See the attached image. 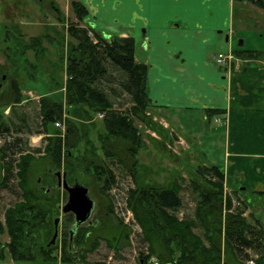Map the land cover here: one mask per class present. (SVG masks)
<instances>
[{"label":"rangeland","instance_id":"1","mask_svg":"<svg viewBox=\"0 0 264 264\" xmlns=\"http://www.w3.org/2000/svg\"><path fill=\"white\" fill-rule=\"evenodd\" d=\"M72 2L77 1L0 0V148L5 144V140L13 142L17 139L18 142L15 143L17 148L12 146L13 149H20L22 151L20 156L31 155L35 170L32 172L33 177L31 178L34 179L33 186L36 185L38 188H42L43 191L52 194L55 207L51 214L52 222L57 217L60 219L57 224L56 244L54 243L56 249L50 253L51 256L57 257V259L55 261L50 260L51 262L37 260L36 263L32 264H62L60 248L64 239L68 242L71 254L76 256L80 252V247L76 245L74 237L69 239L67 235L68 229L73 228L74 219L72 214L61 212V207L66 202L67 195L61 189V186L57 184V173L60 174L61 181L62 175L65 176V168L70 165L76 166L77 163L62 159L59 172L54 171L53 176H51L48 175L50 167L45 162L46 147L49 144L48 139L53 138L54 133H58V137L62 140L65 138L67 132L65 121L67 119L75 123L76 129L78 128V132L75 134L77 135V143L72 149L67 150V158L77 160L86 156L90 159L95 149L96 164L103 165L106 169L109 168L114 177V185L108 191H104L101 188L104 185L103 180L105 177L101 180L95 179L90 167L89 170H85L83 166L81 167L83 161L78 167L76 166L74 172L66 174L67 183L69 185L79 183L87 187L89 196L95 203L91 218L80 228H101L103 221L107 220L110 224L108 228L112 225L120 226L119 223H121L130 229L128 243L120 249L116 248V242L112 241L107 232L101 235L98 233L97 236H101L98 240V246L90 251L89 246L85 247L88 250L84 261L87 264H144L140 256L148 253L147 244L143 241L142 231L126 204L127 191L135 189L136 183L143 187L168 188L177 181L178 195L181 198L182 205L174 211V214L180 220L185 218L195 220L196 209L200 201L199 189L203 191L211 189V184L208 182L216 180L212 172L202 174L200 167L218 166L222 159V152L220 153L221 141L214 138L213 146H210L207 143L209 139L204 133L199 136L201 132L199 125L196 126L193 123L188 124L182 130L184 132L183 139L179 138L174 133L177 132V124L174 122L169 124V122L161 120L160 117L154 115L156 113L153 112V107H148L145 112V117L149 118L148 120L142 122L132 117L133 125L137 128L142 142V146L135 156L136 164L130 159L122 164L118 163L117 160L105 158L101 145L103 142L112 141L108 138L104 126L106 112L96 113L83 106L84 110L90 115V119L89 121H83L85 127H82L80 123L82 120L78 119L75 114L69 113L72 107L64 104L65 84L67 82L66 68L72 59H78L76 50L79 44L76 39L66 32V29L74 26L78 29L88 30V36L92 43L97 41L93 34L90 35V31L93 33L95 30L93 31L90 28L86 20H78L75 16ZM234 2L247 3L242 4L243 8L235 4L234 29H240L244 21L248 24V28L244 29L242 36L235 37L234 47L240 40H245L243 49L258 48V40H260L259 45L264 43V16H260L262 14L260 10L263 9H259L247 1ZM53 3L60 9V13H57L54 10L55 8L52 7L53 13L52 9L49 8V5ZM255 19L259 21L257 28L263 32L260 33L263 34L261 39L258 38L260 34L257 33V28H254L252 24ZM37 37L42 38L39 40L41 45L38 46L35 44ZM226 48L225 37H223V40L214 49V57L219 53L226 54ZM235 59L239 58L235 57ZM241 62L242 65L249 63L248 60L247 62ZM253 62L254 64L260 63L258 59H254ZM261 62L264 65V59ZM107 63L108 74L101 82H98V87L107 96L110 110L126 113L133 105L130 95L123 87V84L127 81V75L109 62ZM15 82L18 83L22 96L18 104L12 103V97H10ZM41 98H48L62 104L63 112L61 119L57 121V126L44 128L40 126L38 108ZM6 128L8 131L4 132ZM208 129L212 131L214 126L212 128L209 126ZM216 131L220 132L222 130L217 127ZM64 152H66V148L63 144L61 146L62 158ZM5 154L4 163L9 158V151ZM18 158L19 153L14 155L15 160ZM12 168V177L10 176L8 185L6 187L0 186V222L2 224L5 210L20 198L19 190L16 188L17 179L14 177L17 171L15 164ZM68 169L71 170L69 167ZM193 184L199 185L198 190L194 189ZM53 189L57 191L55 194L52 193ZM237 190L239 189L236 187L230 189L223 180L222 199L225 207L223 206L222 215L231 212H243L241 216L250 226L255 230L262 228L264 231V201L257 200V196L253 200H248L243 195L236 193ZM227 200L230 201V209L226 206ZM109 205H111V209H109ZM44 216L45 219L46 217L48 219V215ZM192 230L202 238L203 243L206 245L207 241L203 238L202 229L195 227ZM50 235L45 242L44 239H42L43 241L40 240L39 245L48 246L52 238ZM9 239L7 230L3 231L0 234V245L7 244ZM221 241L222 251L224 252L223 242L225 241L223 239ZM244 252L249 257L257 255V252L253 250H244ZM156 258V254L149 255L147 264H152L154 260H157ZM73 259L74 264L80 263L79 257ZM230 259L229 256L228 261L230 263H228L235 264V260ZM236 259L239 261L238 257ZM245 259L247 257L242 260V264H246L247 260ZM0 264L31 263L16 262L5 248V256L0 260Z\"/></svg>","mask_w":264,"mask_h":264},{"label":"trees","instance_id":"2","mask_svg":"<svg viewBox=\"0 0 264 264\" xmlns=\"http://www.w3.org/2000/svg\"><path fill=\"white\" fill-rule=\"evenodd\" d=\"M233 1H247L264 10V0ZM52 5H49V8L52 9L53 7L57 13H60L57 5L54 3ZM72 6L78 20H85L87 15L85 8L79 2H72ZM66 32L79 44L76 50L78 59H72L66 68L67 82L65 84L64 104L72 107L69 113L75 114L78 119L82 120L80 122L82 127H85L83 121L90 119V115L83 106L96 113L105 111L104 126L108 138L112 141L102 143L101 149L104 157L117 160L118 163L122 164L130 159L136 164L135 156L142 146V142L137 128L133 125L132 117L142 122L148 120L149 118L145 117V112L148 107H151V102L145 90L147 66L134 61V40L114 36L105 38L98 32L92 33L90 31L97 40L96 43H92L88 36V30L70 26ZM41 39L40 37L36 38V46L41 45L39 41ZM232 52L236 58L243 60L264 56L262 51L244 50L243 46L237 45ZM107 62L127 75V81L123 87L130 95L133 105L126 113L110 110L107 96L98 87V82H101L108 74ZM10 97H12L11 102L14 104L20 103L22 99L17 82L14 83ZM62 112L61 103L51 101L48 98H41L38 108L40 126L43 128L53 127L61 119ZM219 114L221 112L211 111L208 117L211 118ZM65 122L67 123L65 138L62 140L58 137V133H54V137L48 139L49 144L46 147L45 160L50 167L48 175L53 176L54 171L59 172L62 159L76 162L77 167L83 161L81 167L83 166L85 170H89L90 167L95 179L101 180L105 177L101 189L108 191L114 185V177L109 168L106 169L103 165L96 164L95 149L90 159L86 156L77 160L67 158V150L72 149L77 143V135L75 134H77L78 128L76 129L75 123L69 119ZM6 131H8L7 128L4 132ZM16 142H18L17 139L13 142L5 140V144L0 148V186L6 187L8 185L10 176L12 177V166L15 164L17 171L14 177L17 179L16 188L20 193L19 200L5 210L3 224L0 222V234L7 230V235L10 238L7 244L0 245V260L5 256V248H7L9 255L16 262L32 264L36 263L37 260L41 262L55 261L57 257L51 256L50 253L56 249V243L52 246L39 245L40 240L44 239L45 242L47 237L50 234L52 236L53 233L54 220L52 222L51 214L55 209L54 198L52 194L43 191L42 188L33 186L34 179H31L33 177L32 172L35 171L33 159L29 154L20 156L22 151L13 149V147L17 148ZM63 144L66 152L62 158L61 146ZM8 151L9 158L4 163L5 153ZM17 153H19V158L15 160L14 155ZM76 166H67L65 171L63 170L65 176L71 174L72 171L74 172ZM200 171L202 174L212 172L216 180L208 182L211 184V189L206 191L199 189L200 201L196 209L195 220L188 218L180 220L174 214V211L182 205L178 195L177 181L168 188L143 187L136 183L135 189L127 191L126 204L142 231L143 241L147 244L148 253L140 256L142 262L147 264L149 255L156 254L159 264H229V256L235 260V264H242L244 258L247 257L245 260L250 258L244 250H253L257 252V264H264V254H262L264 231L262 228L255 230L250 226L242 218L243 212L238 211L222 215L225 205L222 199L224 174L221 168L218 166L200 167ZM193 185L194 189L198 190L199 185ZM54 189L53 194L57 192ZM237 191L236 193L240 194V191ZM226 206L230 209L229 200H227ZM109 209H111V205H109ZM44 215H48V219L47 217L45 219ZM108 225L110 224L106 220L103 221V228L82 229L79 227L80 229L78 228L73 235L76 245L80 247V252L76 256L71 254L68 242L64 239L60 248L61 263L74 264L73 258L79 257V264H87L84 261L86 251L97 248L100 235L105 232L111 236L112 241L116 242L117 249L126 245L130 229L121 223H119L120 226L112 225L110 228ZM195 227L202 229L203 238L207 241L206 245L202 238L193 232L192 229ZM98 233L99 236H97ZM67 235L69 237V233ZM222 239L225 241L223 242L224 252L222 251ZM87 246H89L88 249L85 248ZM237 257L239 261L241 260L240 262L237 261Z\"/></svg>","mask_w":264,"mask_h":264},{"label":"crops","instance_id":"3","mask_svg":"<svg viewBox=\"0 0 264 264\" xmlns=\"http://www.w3.org/2000/svg\"><path fill=\"white\" fill-rule=\"evenodd\" d=\"M72 1L85 8L86 22L105 38L134 40V61L147 66L145 90L154 115L169 124L176 123L180 131L176 128L178 133H174L179 138L183 139L182 130L192 123L199 125V136L204 133L210 146L218 138L222 152L218 167L224 173V183L230 189L238 188L239 195L248 200L257 196V200L264 201V56L256 58L259 64L248 59L249 63L242 65L241 61L247 60L237 59L227 66L218 65L217 55L214 57V49L223 37L227 52H232L235 37L248 28L245 21L237 30L233 24L235 4L242 7L247 3ZM252 24L257 28L258 19ZM242 42L244 45L245 40ZM259 42L258 48L246 50L264 52V43ZM211 111L221 114L210 118ZM216 119L223 121L215 123ZM209 126L214 130L210 131ZM217 127L222 131L217 132Z\"/></svg>","mask_w":264,"mask_h":264},{"label":"water","instance_id":"4","mask_svg":"<svg viewBox=\"0 0 264 264\" xmlns=\"http://www.w3.org/2000/svg\"><path fill=\"white\" fill-rule=\"evenodd\" d=\"M237 46H242V40L237 43ZM58 178V186H61V189L66 193L67 200L61 207V212L63 214L71 213L73 215V228H70L69 239L73 237L76 233L77 229L85 224L90 218L94 211L95 203L89 196L88 188L79 183H74L73 185H69L65 180V176L62 175V180L60 181V174L57 173ZM59 218H55L54 220V233L52 238L48 244V246L53 245L58 236L57 224L59 222Z\"/></svg>","mask_w":264,"mask_h":264},{"label":"built area","instance_id":"5","mask_svg":"<svg viewBox=\"0 0 264 264\" xmlns=\"http://www.w3.org/2000/svg\"><path fill=\"white\" fill-rule=\"evenodd\" d=\"M216 63L221 65V66H227L230 65L233 61V56L230 52H228L227 54H222L219 53L216 58ZM222 119H216L214 122L215 123H219L221 122ZM223 121V120H222ZM54 125L57 126V123H55ZM262 254H264V247L262 248ZM256 259H258V256L256 255L255 257H250L247 261L246 264H257ZM154 260V259H152ZM152 264H159L157 260H154Z\"/></svg>","mask_w":264,"mask_h":264},{"label":"flooded vegetation","instance_id":"6","mask_svg":"<svg viewBox=\"0 0 264 264\" xmlns=\"http://www.w3.org/2000/svg\"><path fill=\"white\" fill-rule=\"evenodd\" d=\"M68 214H71V213H68ZM54 220H55V219H54ZM59 221H60V220H59ZM88 221H89V220H88ZM88 221H87V222H88ZM83 225H84V224H83Z\"/></svg>","mask_w":264,"mask_h":264}]
</instances>
